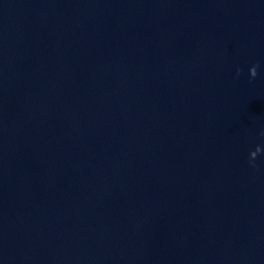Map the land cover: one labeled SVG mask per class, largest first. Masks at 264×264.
Returning a JSON list of instances; mask_svg holds the SVG:
<instances>
[{
  "label": "water",
  "instance_id": "obj_1",
  "mask_svg": "<svg viewBox=\"0 0 264 264\" xmlns=\"http://www.w3.org/2000/svg\"><path fill=\"white\" fill-rule=\"evenodd\" d=\"M262 133L264 0H0V264H264Z\"/></svg>",
  "mask_w": 264,
  "mask_h": 264
},
{
  "label": "clouds",
  "instance_id": "obj_2",
  "mask_svg": "<svg viewBox=\"0 0 264 264\" xmlns=\"http://www.w3.org/2000/svg\"><path fill=\"white\" fill-rule=\"evenodd\" d=\"M259 67L258 64H253L249 68V74L250 78H255L257 76V68ZM242 72V69L237 67L236 69V74L239 75ZM264 134V133H262ZM264 151V148L260 144H257L254 149L250 150L249 152V159L248 163L251 167L256 168L258 165L256 164V157L258 156L259 153Z\"/></svg>",
  "mask_w": 264,
  "mask_h": 264
}]
</instances>
